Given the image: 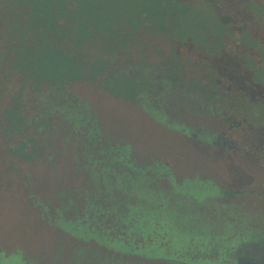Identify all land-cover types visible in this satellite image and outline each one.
Segmentation results:
<instances>
[{
  "label": "rangeland",
  "instance_id": "rangeland-1",
  "mask_svg": "<svg viewBox=\"0 0 264 264\" xmlns=\"http://www.w3.org/2000/svg\"><path fill=\"white\" fill-rule=\"evenodd\" d=\"M206 1H214L223 19L237 29L249 20L243 0ZM196 12L190 10L188 16L213 14L210 6L200 4ZM151 41L179 50L188 79H203L206 66L217 65L223 91L243 95L249 107L264 103V88L251 81L235 56L233 39L229 52L209 66L196 65L202 60L200 48ZM151 60L158 61L154 54ZM7 86L10 92L0 93V264H221L224 259L235 264L243 243L264 242V120L254 124L250 110L245 113L242 106L238 113L215 117L186 111L184 132L164 126L124 98L75 82L65 89L74 103L65 94L47 100L58 109L65 101V106L76 105V122L54 114L47 127L41 123L40 129L23 128L18 134L5 129L3 110L23 90L22 78H9ZM41 97L46 99L25 90L21 100L27 115L36 116L43 108ZM171 109L174 115L182 112L174 103ZM222 133L226 144H220ZM28 136L37 140L25 148L30 152L37 147L30 158L16 150ZM102 150L114 155L124 151L129 162L148 167V176L155 177L151 189L170 206H165L168 220L152 227L165 233L160 243L169 245V254L157 241L148 244L150 236L128 234L115 220L117 213L127 211L123 201L133 193L114 186L112 178L93 176V167L104 165L94 162ZM176 184L182 185L174 190ZM86 223L100 233L108 231L111 243L86 236ZM114 239L134 251L112 245ZM190 249L200 253L185 255Z\"/></svg>",
  "mask_w": 264,
  "mask_h": 264
},
{
  "label": "trees",
  "instance_id": "trees-1",
  "mask_svg": "<svg viewBox=\"0 0 264 264\" xmlns=\"http://www.w3.org/2000/svg\"><path fill=\"white\" fill-rule=\"evenodd\" d=\"M199 4L211 7L210 18L188 16L190 10L196 12ZM240 4L249 14L242 29L223 19L222 9H217L214 1L0 0V93L10 92L7 81L13 76H20L23 82V90L16 94L19 97H13L12 103L3 110L5 129L19 134L23 128L40 129L41 123L47 127L51 117L59 113L76 122L80 116L76 105L65 106V101L58 109L47 100L50 96L65 94L74 103L75 99L65 89L75 82H86L116 98H124L159 123L179 131L186 132L183 121L186 111L206 116L225 115L218 112V100H225L228 95L209 92L205 89L208 88L205 79H188L184 67L187 62L179 50L162 49L151 40L200 48L202 60L196 65L209 66L229 52V40L233 39L237 47L235 56L250 73L251 81L264 88V2L243 0ZM185 32L189 35H180ZM152 54L158 61L151 60ZM28 89L46 97L40 98L43 108L36 116L27 115L21 100ZM173 103L182 109L179 115H174ZM249 110L251 121L262 123L264 103H254ZM223 136L220 144H224ZM28 144L36 145L37 140L28 136L16 150L30 158L37 147L25 152ZM115 152L119 154L100 151L94 162L104 165L92 169L94 177L102 175L106 181L112 178L114 186L133 193V197L123 201L127 211L117 213L115 220L126 226L128 234L150 236L148 244L157 241L169 254V245L160 243L165 233L152 225L168 220L165 206L170 205L165 204L163 194L151 189L155 177L148 176V167L135 166L126 159L129 157L124 151ZM181 185L176 184L174 190ZM84 219L77 221L84 223ZM84 225L86 236L111 243L108 231L103 234L88 228L87 223ZM78 230L81 233L79 226ZM112 245L125 252L134 251V246L120 239H114ZM199 253L190 249L184 254Z\"/></svg>",
  "mask_w": 264,
  "mask_h": 264
},
{
  "label": "flooded vegetation",
  "instance_id": "flooded-vegetation-1",
  "mask_svg": "<svg viewBox=\"0 0 264 264\" xmlns=\"http://www.w3.org/2000/svg\"><path fill=\"white\" fill-rule=\"evenodd\" d=\"M214 67L215 68H213V67L211 68L210 66L209 67L206 66L208 71L205 74L206 77H204L203 79L207 80L208 88H205V89H208L209 92H213L214 94L219 93L220 94L219 96H221V93H223V92L228 95V97L225 100L218 98V99H220V100H218V102H219L218 106L220 107L218 112L219 113L224 112L225 115L230 114L231 112L238 113V111L240 110L239 108H241L243 106L244 112L248 113L249 112V108H248L249 106H247V100L245 99V97L243 95H240V94H236L233 96V94H230V93L228 94V93H226V91H223L224 89L222 88V84H221L222 82L220 79L221 73L216 71V68L218 69L217 65H215ZM210 69L213 70L214 72H211ZM195 70L198 71L197 68ZM229 85H230V88L234 87L233 86L234 84H232V82ZM204 92H206V90H204ZM216 103L217 102L214 101L215 107L217 106V105H215ZM223 107H225V108L223 109ZM214 110L216 112V109H214ZM212 116L215 117L216 115H212ZM212 133H216V132H212ZM222 134H221V137H222ZM221 142H222V140L220 141V143ZM226 143L227 142L224 141V144H226ZM249 244L250 243H243V246L237 250L236 263L235 264H264V242L258 243V244H251L250 246H249ZM215 255L216 256L219 255L220 257L222 256V254L220 255L219 253H216ZM199 257H201V256H199ZM221 264H234V263L232 261L224 259L221 261Z\"/></svg>",
  "mask_w": 264,
  "mask_h": 264
}]
</instances>
